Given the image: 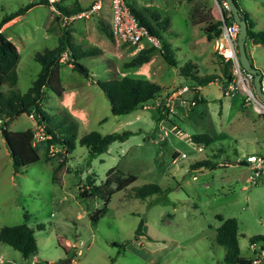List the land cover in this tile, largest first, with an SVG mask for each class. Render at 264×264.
<instances>
[{"label":"rangeland","instance_id":"rangeland-1","mask_svg":"<svg viewBox=\"0 0 264 264\" xmlns=\"http://www.w3.org/2000/svg\"><path fill=\"white\" fill-rule=\"evenodd\" d=\"M29 2L36 0H0V18ZM127 2L134 8L155 10L159 17L168 18L162 36L170 45L176 68L168 66L156 48L139 68L123 70L121 65L140 47L106 37L110 44L105 47V55L112 66L99 62L98 56L81 59L95 80L138 71L162 87L159 97L141 109L114 116L100 89L67 67L65 57L59 59L61 84L66 91L82 86L73 99L88 112L89 121L78 127L75 120L76 138L69 153L52 147L43 159L44 140H32L41 161L16 172L0 133V227L24 223L33 230L35 240V251L26 259L0 242V264H223L224 249L215 241L219 225L215 214L235 218L241 256L257 255L258 244H254L253 251L248 238L264 235V184L250 186L247 168L237 161L247 153L264 150L255 145L264 148V115L252 111L255 105L260 107L258 113H264V106L239 88L232 97L224 95L218 80L202 86L203 102L194 101L191 88L167 101L170 93L186 82L177 69L186 61L195 63L199 74L221 75L222 66L212 64L213 58L220 60L213 50V39L207 40L203 31L217 19V4L214 0ZM237 2L248 13L254 28L264 30V0ZM194 8L197 11L190 16ZM49 15L44 5L34 4L20 21L2 31L18 46L15 86L20 92L30 86L39 70L33 53L57 44L56 35L44 31ZM98 16L104 22L110 17L109 0H103ZM82 21L72 23L78 25ZM55 27L48 28L53 31ZM142 46L147 45L143 42ZM231 79L235 76L231 75ZM5 88L2 85L0 90ZM44 93L42 107L52 115L48 105L57 102V97L46 88ZM51 120L70 128L58 116ZM34 127L33 120L24 113L6 125L12 131ZM89 130L102 134L122 130L132 133L124 141L110 143L105 152L89 156L87 149L77 142ZM175 130L180 131L178 135ZM201 132L211 135L213 140L197 151L187 137ZM181 153L185 156L181 157ZM60 160L64 161L61 185L51 181L53 168ZM194 161H210L212 165L191 169L189 165ZM114 166L125 174H133L135 180L112 193L104 213L91 221L90 216L102 207V201L89 196L88 191L80 197L79 186L89 187L87 177L94 184L102 183L106 170ZM148 183L158 185L161 191L144 199L136 198L134 189ZM139 220L142 226L135 232ZM38 224L42 225L39 229ZM66 257L70 259L65 260Z\"/></svg>","mask_w":264,"mask_h":264},{"label":"trees","instance_id":"trees-1","mask_svg":"<svg viewBox=\"0 0 264 264\" xmlns=\"http://www.w3.org/2000/svg\"><path fill=\"white\" fill-rule=\"evenodd\" d=\"M238 8V15L246 23V36L244 46L247 43L264 45V30H254L252 21L248 13L239 7L237 0H233ZM35 3L44 4L45 0H37ZM130 12L138 22L146 27L149 34L155 36L159 41L158 52L165 63L170 67L176 68V61L170 49V45L165 41L162 34L168 26V18L166 16L159 17L157 11H149L147 8L137 9L131 6L125 0ZM34 2H29L17 10L2 15L0 18V28L8 20L28 10ZM199 6V5H198ZM204 2L201 3L203 8ZM60 12L70 14L80 9L78 5L72 8L57 5ZM198 8V7H197ZM192 9L189 15H193ZM221 14L225 23L232 21L231 14L228 10L221 7ZM200 20L203 15H200ZM221 22L217 19L211 21L204 27L203 31L207 40L214 39L219 34V25ZM102 33L109 39L112 38L110 29L106 24H99ZM63 30V29H62ZM146 43V42H145ZM147 46H142L131 57L121 65V69L136 70L143 63L149 60V54L156 47L146 43ZM66 51V62L71 65V69L86 79H91L87 69L78 62V59L84 56H90L100 53L97 47H80L79 45L70 42L68 34L63 30L60 34L57 44L51 48L44 47L41 51L33 53V59L39 64V70L35 78L31 81L30 86L20 92L15 84L17 81L16 65L18 62V52L15 46L0 32V87L5 85L4 90H0V133L4 140L11 165L14 172L21 170L24 166L41 161L40 155L32 143V130L27 128L20 131H9L6 129L7 121L20 115H32L33 122L42 126L47 138L44 140V148L41 152L42 158H47L49 146L63 149L69 153L74 146L76 133L75 120L65 111L57 112L55 115L48 114L42 107L41 100L45 96L44 89L51 91L56 96H61L63 87L59 77V57ZM220 58V57H219ZM219 64L222 66L221 75L215 73L199 74L195 63L186 61L181 66L177 67L178 75L181 76L187 83V86L194 90L193 98L197 103L205 101L199 94L197 88L204 86L209 82L218 80L223 90L224 86L231 79L230 63L223 61L221 58ZM94 84L106 97L109 104V112L114 116H122L134 110L141 109L149 101H153L159 97L162 87L151 81L145 75L125 73L116 78H110L104 81L96 80ZM159 112V109L157 110ZM60 117L64 124H70V128L58 126L56 121L51 122L52 117ZM161 116L160 114L158 115ZM104 120V119H102ZM132 132L130 130L113 131L102 134L96 130H90L83 133L77 142L79 145L87 149L89 156H95L107 150L110 143L114 141H124ZM190 142L195 145L207 146L213 137L207 133H195L189 136ZM237 163L242 162L240 160ZM210 161H194L189 167L195 169L198 166H211ZM64 169V161L60 160L53 168L51 181L61 185L60 173ZM135 180L133 174H125L118 168L110 167L105 172V177L102 183L94 184L90 177H87V189L79 186L78 195L84 196L85 192H89V196H96L102 201V207L96 209L90 216V220L94 221L101 216L106 208V204L112 193L125 188ZM160 187L153 183L143 184L134 189V196L139 199L159 193ZM24 218L26 217L23 215ZM219 225L215 230V241L224 249L223 264H250L251 257H244L239 254L237 244V223L233 217H223L220 214L214 216ZM142 226V220H139L135 232ZM42 225H36V228H41ZM0 242L11 246L17 250L20 255L26 259L35 251V240L33 230L26 224L21 223L13 226L0 227ZM249 245L258 244L259 249H264V235H254L248 238ZM70 259L68 257L65 260Z\"/></svg>","mask_w":264,"mask_h":264},{"label":"built area","instance_id":"built-area-1","mask_svg":"<svg viewBox=\"0 0 264 264\" xmlns=\"http://www.w3.org/2000/svg\"><path fill=\"white\" fill-rule=\"evenodd\" d=\"M45 1L49 10L57 16L58 23L63 29H67L75 20L90 18L93 14L98 13L103 6V0H91L87 7L70 14H64L57 8V5L60 4L61 0ZM214 1L218 7L217 20H219L221 24L219 25V34L213 39V50L223 61L230 63L231 75L235 76V79H230V81L224 86L222 92L224 95L232 97L239 88L245 96L252 99L255 96L251 86L252 76L241 68L237 59L236 35L238 32V26L233 20L229 23L224 22L220 9L222 7L228 10L225 0ZM109 6V29L111 35L116 40L129 45H135L140 48L142 47V43L146 42L156 48H159L158 39L149 34L145 26L138 24L126 5L125 0H109ZM63 57L66 58V52H63L59 59L61 60ZM188 89L189 87L187 85L179 86L176 90H173L170 93L167 101L181 95ZM262 105L264 106V104ZM258 112H261L260 107H258ZM27 117L33 120L31 114L27 115ZM160 132L163 135L167 134L166 130L161 127ZM179 132V130H175L174 133L178 135ZM46 138L47 136L43 131L42 126L35 124V127L32 130V140L43 141ZM187 140L190 142L189 136L187 137ZM52 147L54 146H49L48 152L52 151ZM194 149L200 151L202 149V145H195ZM180 156L184 157L185 155L181 153ZM240 161L247 168L246 180L250 186H255L259 183L264 184V151L258 153H247L244 159ZM250 246L254 251V244H251ZM250 264H264V249L258 248L257 255L255 258H252Z\"/></svg>","mask_w":264,"mask_h":264},{"label":"crops","instance_id":"crops-1","mask_svg":"<svg viewBox=\"0 0 264 264\" xmlns=\"http://www.w3.org/2000/svg\"><path fill=\"white\" fill-rule=\"evenodd\" d=\"M90 2H91V0H88L85 3H81L80 0H61L59 5L60 6H64V7H68V8H72V7H74V5H78L80 7V9H83V8L87 7ZM34 4H40V3H35L34 2ZM41 5H44V4H41ZM44 6L46 8H48L46 5H44ZM48 10H49V8H48ZM49 12H50V15L48 16V18H47V20L45 22L44 31H45V34H48V33L55 34L56 35V39L58 40V38H59L60 34H62L63 30L60 27V25L58 24V22L56 21L57 18L53 17L55 14L52 13L50 10H49ZM26 14H27V10L25 12L15 16L14 18L8 20L7 22H5L1 26L0 32L2 33V31L5 28L11 26L15 22L20 21ZM90 19H94L95 21H90ZM90 19L89 18L88 19H82L83 21L81 23H79L78 25H76V24L74 25L73 24L74 22H73L68 27V28H70L69 31H66L67 34H68L70 42H72L73 44L79 45L80 47H97L100 50V53H98V54L90 55V56H84V57L79 58L78 62L82 64L81 59L86 58V57H91V56H98L99 57V60H98L99 62H101L102 64H107V65H111L112 66V64L110 63L111 62L110 58L105 55L106 54L105 53V47L108 44H110V41H108L106 39V36L102 33V31L100 30V27H99V24L103 23V24H106L107 27L109 28V16L107 17L105 22H104L105 19H103L102 17H99L98 13L93 14L90 17ZM252 24H253V22H252ZM55 25H57V27L54 28L55 31L54 30L50 31V28H48V27L49 26H55ZM253 29L254 30H258V29L254 28V24H253ZM58 30H60L59 34H58ZM6 38L15 46L17 52H19L18 46L12 41V39L9 36H6ZM111 44H114V43H111ZM245 50H246V54H247V56L249 58V61H250L251 65L255 69H258V71L260 73L261 88L264 91V45L252 44V43L249 42V43L246 44ZM18 57H19V54H18ZM17 64H18V62H17ZM212 64L216 65L217 67L220 65L219 64V60H217V59L215 60L214 58L212 59ZM65 65L71 69V65L70 64H68L66 62ZM82 65L84 66V64H82ZM16 68H17V65H16ZM86 69H87V72H88V74H89V76L91 78V79H89L88 82L94 84V81H96L95 77L90 73V71H88V68H86ZM116 72L117 71L114 70V74ZM137 72L138 71H134L132 73L133 74H138ZM111 78H116V77H114V75H113ZM87 80L85 81L86 84L88 83ZM209 83H211V82H209ZM182 85H187V84H186V82H183ZM80 87H82V86H80ZM80 87L78 86V87H75V88H71V89H69L67 91L63 88V92H62L61 96L58 97V96L55 95L57 97V102L55 101L54 104L48 105V107L51 109L50 113H52V115H55L57 112H60L62 110H65L74 120H76L78 122V127L83 126L84 124H86L89 121L88 112H86L84 110V108H82L77 103H75L74 99H73L74 96L77 93L76 90L78 88H80ZM201 88H202V86H199L197 88L199 94H200ZM78 91H79V89H78ZM49 98H50V96H48V99ZM238 102H240V97L238 99ZM253 108H255V110L252 109L253 112H255L257 114H263V113H258V107L257 106L253 105ZM9 131H12V130H9ZM12 132H15V131H12ZM85 132H88V131H85ZM3 143H4V140H3ZM255 145L257 146L258 149H264V148H260L258 143H256ZM260 151L263 152L264 150H260ZM255 153H258V152H255ZM233 163H234V161H233Z\"/></svg>","mask_w":264,"mask_h":264},{"label":"water","instance_id":"water-1","mask_svg":"<svg viewBox=\"0 0 264 264\" xmlns=\"http://www.w3.org/2000/svg\"><path fill=\"white\" fill-rule=\"evenodd\" d=\"M225 2L227 4L228 11L231 14L232 20L238 26V32L236 35V50H237V59H238L239 65L245 72L251 74L252 76L251 83H252L254 95L258 99L259 103L264 104V91L261 88L260 73L258 69H255L251 65L249 58L246 54L245 46H244V40L246 36V23L243 19L239 17L238 8L235 5L234 1L225 0Z\"/></svg>","mask_w":264,"mask_h":264}]
</instances>
